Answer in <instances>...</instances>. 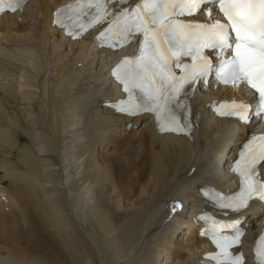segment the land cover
<instances>
[{
	"label": "bare ground",
	"instance_id": "1",
	"mask_svg": "<svg viewBox=\"0 0 264 264\" xmlns=\"http://www.w3.org/2000/svg\"><path fill=\"white\" fill-rule=\"evenodd\" d=\"M64 1L32 0L5 15L0 26V264H25L31 255L39 263H58L55 244L43 250L27 239V223L35 220L62 234L55 218L63 222L71 214L63 211L67 203L83 222L97 216L102 234L119 235L101 242V264H203L207 244L193 229L194 219L171 206L178 200L194 203L202 182L227 179L219 162L231 143L243 141L247 128L204 114L193 140L158 134L147 116L132 119L126 130V118L102 106L113 95L103 73L112 55L51 28L53 8ZM210 91L239 96L231 88ZM62 103L68 106L61 113ZM138 154L142 160L132 165L141 169L119 162L141 159ZM128 179L133 201L124 196ZM122 205L133 210L120 211ZM123 222L129 223V239L120 234ZM137 234L138 243L131 244ZM122 245L129 248L120 250ZM96 257V251L86 255L90 261Z\"/></svg>",
	"mask_w": 264,
	"mask_h": 264
},
{
	"label": "snow or ice",
	"instance_id": "2",
	"mask_svg": "<svg viewBox=\"0 0 264 264\" xmlns=\"http://www.w3.org/2000/svg\"><path fill=\"white\" fill-rule=\"evenodd\" d=\"M27 0H0V16L5 11L22 10ZM127 0H75L58 9L54 23L76 38L90 26L108 23L98 39L115 41L110 46L126 44L135 33H141L144 47L135 60L124 59L113 75L123 85L128 98L117 102V110L127 116L152 113L160 131L183 132L186 125L170 107L179 103L186 85L208 82L210 73L217 80L239 87L241 84L258 94L256 115L264 119V0H141L134 8L114 9ZM71 10V11H69ZM94 13V14H93ZM203 14L204 20H179ZM90 19L85 20V18ZM221 59L214 70L204 50ZM225 52L231 59H223ZM190 56L191 64L181 61ZM176 69L180 70L178 75ZM133 89L143 94L133 100ZM226 110V111H225ZM249 105L235 101L221 105V115L234 116L242 122L250 119ZM264 135L254 136L240 154L235 171L242 181L241 189L231 196L213 193L222 209L241 213L251 201L264 202ZM171 206L172 212L181 208ZM203 218V217H201ZM239 220L230 223L213 221L214 228H232L234 237L211 233L220 253L211 257L217 264H242V256H232L228 249L239 243L242 232ZM209 235L208 231L202 233ZM257 264H264V237L256 247Z\"/></svg>",
	"mask_w": 264,
	"mask_h": 264
},
{
	"label": "rangeland",
	"instance_id": "3",
	"mask_svg": "<svg viewBox=\"0 0 264 264\" xmlns=\"http://www.w3.org/2000/svg\"><path fill=\"white\" fill-rule=\"evenodd\" d=\"M88 70L94 72V74L96 73L95 69H94V66H91L90 68H88ZM99 77H100V75L97 74L96 79H98L99 82L101 83V80H100ZM59 99L61 100V97ZM63 105L64 104L62 103L61 104L62 107L60 109L61 113L68 106V105H66V106L65 105L63 106ZM139 156L141 157V159L137 158L136 161L135 160L128 161V160L125 159V160H121L119 162L121 163V165L123 163L122 166H125V167L127 165V167H130V168L132 167L133 169H134V167H138V169H141V167H139L140 165L134 166V165H136L137 161L140 162V160H142V158H143L142 155L140 154ZM132 161H135V162H132ZM115 164L116 163H114V165ZM132 164H134V165H132ZM128 169H126V171H128ZM112 171L115 174V180L117 179V182H119L121 179H123L121 177H117L116 178V176H117L116 174H117V171H118L117 169L114 168V170L112 169ZM128 174L126 173L125 176H129ZM130 183H132V184H130ZM64 184H66V187H68L67 183H64ZM132 185H133V182L131 180H129V179H128V181L126 180V185L124 187V190L126 191V195H124V196H125V198L127 196L129 201H133L134 196H135V192L132 193V190H133V189H131ZM59 187H60V191H65V188L62 185L59 186ZM127 188H128V191H127ZM131 194H133V196ZM129 198H131V199H129ZM125 204L127 206V202L126 201H125ZM119 210L123 211V212H126V213H129L133 209H124V207L122 205ZM63 211L64 212L70 211L71 214L68 215L67 218L65 219V221H63V222H61L62 216L57 215V217L55 218L57 220V222L55 223V225H56L55 229H57L58 225L61 224L60 226H61V229H62V234H58L59 237H57L58 235L55 233V230L51 226H49V227L47 225H46V227L36 226L35 224H37V223H35V220H34L33 222L27 223V227L30 228V230L26 231V234L30 233L29 236L27 235L28 237L26 236L27 239H29L31 242H33V240L37 241L39 243V245L41 246V248L43 247L42 248L43 250L47 249V247H49V245H51V244L52 245L55 244L56 246H54V247H57V248L59 247L58 250H57V248L54 249L55 250L54 252L57 251L59 256H61V257H59L60 258L59 261H56V262H58L56 264H75V263H78V262H85V263L94 262L95 264H101V257H103V253H104L101 242L105 241L106 239L116 238L119 235L110 237L112 234H109V235L107 233H103L102 234L101 233V229H100V223L97 220V216H93L92 215L85 222L81 221L78 217L75 216L74 211L72 209V204L71 203L65 204L63 206ZM123 223H124L123 227L119 229L120 232H121L120 234H121L122 238L129 239V237H130L129 233L131 231L124 230V228L128 227L127 225H129V223L127 225L125 224V222H123ZM40 228H42V229H40ZM124 233H127V234H124ZM96 234H97V237H98L99 240L95 239ZM138 235L139 234L134 235L131 238L132 239L131 240L132 242H130L131 244L138 243L139 236H140V235L139 236ZM54 241H55V243H54ZM86 241L91 244V247H89L87 245ZM137 245H139V244H137ZM140 245H141V243H140ZM145 245L146 244L142 245V250H143L142 253L147 255L149 246L147 247V245L146 246ZM35 248H36V245H35ZM128 248H129V245H126V246L122 245V247L120 246L119 249L120 250L121 249H125L126 250ZM144 249H146V250H144ZM36 250H37V252H36L37 255H41L42 254L40 252V249L37 248ZM90 251H96L97 252V257L95 259L91 260V261L87 260V258H86V255ZM33 258H34V256L31 255L29 257V259L30 260L32 259V260L31 261L27 260L28 262L26 261L24 263L25 264H45V263H39V262L35 261ZM103 261H104V259H103ZM102 264H104V262Z\"/></svg>",
	"mask_w": 264,
	"mask_h": 264
},
{
	"label": "water",
	"instance_id": "4",
	"mask_svg": "<svg viewBox=\"0 0 264 264\" xmlns=\"http://www.w3.org/2000/svg\"><path fill=\"white\" fill-rule=\"evenodd\" d=\"M129 128V127H128Z\"/></svg>",
	"mask_w": 264,
	"mask_h": 264
}]
</instances>
